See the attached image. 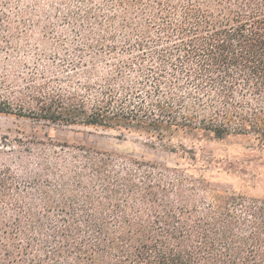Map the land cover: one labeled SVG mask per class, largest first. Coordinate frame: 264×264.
I'll use <instances>...</instances> for the list:
<instances>
[{"label": "trees", "instance_id": "obj_1", "mask_svg": "<svg viewBox=\"0 0 264 264\" xmlns=\"http://www.w3.org/2000/svg\"><path fill=\"white\" fill-rule=\"evenodd\" d=\"M2 116L175 160L0 136V264H264V198L194 149L264 148V0H0Z\"/></svg>", "mask_w": 264, "mask_h": 264}, {"label": "rangeland", "instance_id": "obj_2", "mask_svg": "<svg viewBox=\"0 0 264 264\" xmlns=\"http://www.w3.org/2000/svg\"><path fill=\"white\" fill-rule=\"evenodd\" d=\"M0 136L45 140L50 138L60 143L83 145L103 151H129L138 159L157 163L172 164L175 160L160 147L153 149L145 145L141 138L127 136L124 140H118L115 133L101 129L46 125L12 116L0 117ZM182 143L189 144L188 141ZM194 149L200 159L210 161L208 178L217 193L264 198V148L260 149L247 140L232 137L222 141L201 140L194 144Z\"/></svg>", "mask_w": 264, "mask_h": 264}]
</instances>
